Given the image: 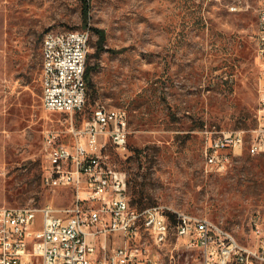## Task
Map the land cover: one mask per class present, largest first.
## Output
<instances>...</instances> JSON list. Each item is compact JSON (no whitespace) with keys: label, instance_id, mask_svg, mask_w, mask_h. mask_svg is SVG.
I'll return each mask as SVG.
<instances>
[{"label":"rangeland","instance_id":"rangeland-1","mask_svg":"<svg viewBox=\"0 0 264 264\" xmlns=\"http://www.w3.org/2000/svg\"><path fill=\"white\" fill-rule=\"evenodd\" d=\"M85 1L84 19L81 0H0V208L72 203L70 188L42 184L45 135L67 142V117L41 110L40 42L48 31L88 30L94 70L73 119L97 106L126 111V151L106 141L101 161L125 174L130 206L204 217L254 246L252 222L264 230V153L246 151L256 126L257 0ZM228 130L245 131L240 154L222 173L205 170L204 148ZM170 255L202 264L172 228L160 256Z\"/></svg>","mask_w":264,"mask_h":264},{"label":"built area","instance_id":"built-area-1","mask_svg":"<svg viewBox=\"0 0 264 264\" xmlns=\"http://www.w3.org/2000/svg\"><path fill=\"white\" fill-rule=\"evenodd\" d=\"M256 17V126L246 149L251 156L264 153V0H257ZM88 39V30L48 31L40 42L41 110L67 117V142H55L58 133L45 135L42 184L70 188L72 203L0 208V264H176L172 255L167 262L160 256L171 228L185 249L199 253L202 264H264V230L257 222L250 229L255 244L248 247L207 218L130 206L125 174L101 161L106 141L117 152L126 151V111L97 106L80 123L73 119L86 103ZM244 134L216 133L203 150L204 169L224 172L240 154Z\"/></svg>","mask_w":264,"mask_h":264},{"label":"trees","instance_id":"trees-1","mask_svg":"<svg viewBox=\"0 0 264 264\" xmlns=\"http://www.w3.org/2000/svg\"><path fill=\"white\" fill-rule=\"evenodd\" d=\"M81 1L83 3V6H84L82 14H83V18L85 19V16L87 14V7H86L87 5H86L85 0H81ZM94 32L98 35V38L100 39L101 35L99 34V32L98 31H94ZM93 70H94V68H92V67H88V66L85 67V78H86L87 82H89V77H90V74Z\"/></svg>","mask_w":264,"mask_h":264}]
</instances>
